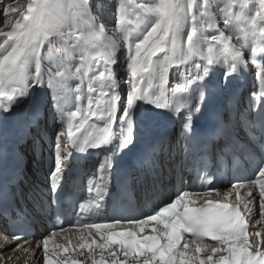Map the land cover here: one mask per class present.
Wrapping results in <instances>:
<instances>
[{
	"label": "snow or ice",
	"instance_id": "6c2138e0",
	"mask_svg": "<svg viewBox=\"0 0 264 264\" xmlns=\"http://www.w3.org/2000/svg\"><path fill=\"white\" fill-rule=\"evenodd\" d=\"M107 7H111L110 18L114 20L111 35L103 23H98ZM97 11L98 16L92 15L89 0H28L26 7L8 4L0 8L3 23L11 26L10 31L0 29V115H11L16 108L31 105L28 125L40 123V93L46 91L42 67L46 56L42 50L47 46L48 59L53 53L59 54L57 71L47 72L57 153L51 176L62 181L73 152L111 149L112 160L101 165L99 176L89 181V191L93 185L96 188L94 202L80 205L82 213L100 222L80 225L87 237L82 234L77 247L88 250L92 264H109L103 254L95 258L93 246L106 250L111 264H264V233L250 232L248 223L255 218L257 205L264 217V0H105L97 5ZM218 16L223 28L218 26ZM210 31L216 34L209 35ZM245 49L250 50V61ZM125 52L126 78L118 81L113 68L119 63L118 54ZM74 53H79V63L73 70ZM249 62L259 68V105L249 107L235 121L217 118L210 134L197 137L195 117L203 112L210 97L208 81L213 73L221 71L227 83ZM192 66L195 74L169 93L170 70ZM71 80L78 81L74 89ZM177 92L182 94L179 99ZM73 101L75 110L66 113L65 106ZM159 110L179 118L184 158L191 157L189 162L204 171L203 179L210 186L202 193L203 204L190 206L195 204L190 199L192 194L181 191L142 218L99 216L106 211L105 198L113 191L118 201L113 212L122 210L127 198L126 178L118 180L119 187L109 188L117 168L115 157L135 149L141 136H145L147 147L138 155V164L151 159L157 144L163 145L162 135L153 137L141 131L143 125L152 133ZM245 127L252 134L248 143L239 136ZM255 141L259 143L255 178L233 183L221 199H212L213 193H220L212 186L214 173L205 159L209 145L215 157L223 161L230 156H253ZM153 179H158L155 164ZM240 189L246 190V196L240 195ZM233 190L236 203L226 202ZM55 194L59 196L58 191ZM149 225L151 233L143 234ZM12 236L16 241L24 238L23 233L13 232ZM204 238L215 241V245L201 243ZM4 239L7 243V237ZM50 239L44 236L37 245L43 252V264H69L50 256ZM21 248L17 242L14 250ZM201 252L207 254L201 257ZM70 264L83 262L71 260Z\"/></svg>",
	"mask_w": 264,
	"mask_h": 264
},
{
	"label": "bare ground",
	"instance_id": "6f19581e",
	"mask_svg": "<svg viewBox=\"0 0 264 264\" xmlns=\"http://www.w3.org/2000/svg\"><path fill=\"white\" fill-rule=\"evenodd\" d=\"M218 23L220 24L219 26L223 28V21H218ZM232 42L236 43L235 38ZM245 54L246 59L250 61V50L245 49ZM253 66L254 65L249 62L246 68L234 75V83L236 82V86L242 92V95L245 96L248 94L250 95L251 92L249 86L251 85V79L254 73V69L252 70ZM113 70L114 72H116L115 68H113ZM195 71L196 69L194 66L187 69L170 70L169 84L166 86L169 93H171L173 89H176L181 84H183L187 78L193 76L195 74ZM258 71L259 69L257 70V72ZM223 79L224 77L222 76L221 71L217 70L213 73L211 79L208 82H213L219 90H222L223 88L221 83L223 82ZM72 84H76V82ZM121 87H125V85L121 83ZM51 95L52 91L50 93L44 91V95L42 97L43 103L41 104L40 123L38 125L34 124L35 126L32 129H30V126L28 125L31 105H27L20 110L16 108L11 115H0L1 153L5 157H8L13 153H22L26 158L27 167L21 173L22 176L19 184L20 197L22 199L21 211L30 214L33 223H35L37 227L43 228L45 227L43 221L51 211V208H49L46 203V187L47 189L49 188L48 177L46 176H51L55 164L54 156H50V154H47V157H49L51 161L52 167L46 170L39 164V161H37L38 156H35V154L37 151H40L41 147H43V149L46 148L43 143L53 135L54 125L53 109L50 105ZM178 95H180L179 92L176 93V96ZM239 108L245 109V106L240 102ZM170 114L171 113L167 110H159L158 115L155 116L153 128H156L157 124L158 127H164L166 121L172 117V114ZM45 119L47 120V122H45ZM59 119V115L56 116L57 123H59ZM179 124L180 121H178L175 125V130L172 132L169 139L165 140L162 146L159 145V151L154 154L151 165L153 166V164H155V167H161L163 169L164 172L160 173L161 178L168 177L165 174L168 170L174 171V163L176 162L177 157L175 152L177 151L176 142L180 141V137L182 135L180 129L178 130ZM177 130L179 134H177ZM69 151H71V149H69ZM111 157V151H109L107 153H103L99 158L96 157L95 159L90 161L74 162L72 161V159H70L71 164L74 165L73 168H77V170H80L81 174L78 177L72 169L66 171L63 175L62 181H60V183L62 184V189L64 190V187L68 188L69 193L70 190L74 188H76L79 192L84 191V188H82L81 180L86 176L96 179L99 176V169L97 168V166L99 164L103 165L108 161H111ZM142 171L143 169H134V173L136 174H140ZM146 180L150 181L149 178H147ZM110 186L112 185L110 184L109 187ZM231 189L232 186H228L223 191H219L220 196H217L216 194L212 195V199L222 198L223 194ZM183 191L188 190L185 188ZM246 194V190L240 189V195L242 197L246 196ZM190 199L195 201V205L200 204L203 201L202 196L191 195ZM228 202L236 203L235 190H233V195L228 198ZM254 213L255 218L248 220V223L250 225L249 231L252 233H254L255 231H261L262 233H264V217L260 216L258 205L255 207ZM146 232H151V225L145 228L144 233ZM42 233V231H39V237L36 239L26 238L24 240L16 241L13 239L9 227L5 224L4 220L0 216V264H43V252L38 250L37 248V245L42 243L43 237L40 238V235ZM53 233H55V235H53ZM82 234L87 237L86 230L70 228H62L61 230H55L52 233L49 232L48 234H46L45 236L51 237L48 245L50 256H52V258L57 261L61 258L68 260L69 264L71 260H79L82 261L83 264H92L93 257L88 253V250L79 249L77 247L78 243L82 242L79 240V237ZM5 237H7V243H5ZM97 239H99V237H97ZM252 239L253 237L250 236V241ZM17 242L22 245V248L19 250H14L15 244ZM201 243L215 245L216 242L201 241ZM56 245H61L62 247L58 249L56 248ZM64 247L68 248L67 252L63 251ZM93 248L96 252V259H99L100 255L103 254L105 259L109 262V264H111L112 257L108 255L106 250L96 249L95 246H93ZM25 249H27L28 251H25ZM80 253L83 254L81 255ZM206 254L207 253L205 252H201L199 255L201 257H204ZM72 255H75V257L72 258ZM118 258L121 260L124 259L123 255H120ZM128 259L131 260L132 257H129Z\"/></svg>",
	"mask_w": 264,
	"mask_h": 264
},
{
	"label": "rangeland",
	"instance_id": "374dc122",
	"mask_svg": "<svg viewBox=\"0 0 264 264\" xmlns=\"http://www.w3.org/2000/svg\"><path fill=\"white\" fill-rule=\"evenodd\" d=\"M27 2H28V0H0V8L5 7L8 4H10L12 7H16L17 5H23V6L26 7ZM136 2L137 3H143V2H146V0H136ZM233 2L234 3H242V2H244V0H233ZM89 3L91 5L92 15L98 16L99 13L97 11V5L98 4L105 3V0H89ZM236 10H238V8ZM111 11H112L111 7H107L106 10L103 13V16L101 17V19L98 20V23H103L104 24L105 30L108 32L109 35L112 34V29L114 28V20L112 18H110ZM3 19H4L3 13L0 12V29H2L3 31H10L11 30V26L8 25V24L3 23ZM12 19L14 21L15 20V17H13ZM217 19H218V21H221L222 20V18L219 17V16H218ZM219 25L220 24L218 23V26ZM220 28H222V27H220ZM211 34H215V32L214 31H210L209 32V35H211ZM42 53L45 54V56H46V59L42 62V67L45 70V89H46V92L50 93L52 90L51 89H48V76H47V72H48V69H51L52 72L57 71V68H56L55 64L59 60V54L53 53V58L51 60L48 59L47 58V46H45V48L42 50ZM74 57L75 58H74L73 63H72L73 70L75 69V67L79 63V53H74ZM118 58H119V63H118V65L114 66V68L116 69L117 79L119 81H123L126 78V71H125L126 70V52H125L124 55H119L118 54ZM256 68H257L256 66H253V68H252V70L254 69L253 70L254 73L252 75V77H254V78H256V74H257ZM74 82H76V84L78 83V81H75V80L69 81V84H70V86L73 89L76 87V84H72ZM40 95H41V97H43L44 92H41ZM65 108H66V113H67V111H74L75 110V102L73 101V103H71L69 105H66ZM17 109L20 110L22 108H17ZM56 116H58V114ZM45 122H47L46 119H45ZM34 126H35L34 123L31 124L30 125V129H32ZM174 130H175V128H174ZM43 144L45 145L46 148L43 149V147H41L42 149L40 148V151H37V152H39V154H37V152H36L35 156H38V160L37 159L36 160L39 161V164L44 167L45 157H46L45 156L46 154H44V153H45V151H47L51 155V146L54 145V136L52 135V137H50ZM35 149H37V148H35ZM32 153H33V150H32ZM54 164H56V163L54 162ZM26 167H27V165H26ZM51 167H52V165H51ZM44 168H46V167H44ZM54 169H55V166H54ZM48 181H49V179H48ZM43 224H45V220L43 221ZM59 230H61V229H59ZM39 231L40 232L41 231L43 232L40 235V238L44 237L46 234L49 233V230L46 229V227L45 228L40 227V230H38V232ZM38 237H39V235L37 236V238ZM71 257L74 258L75 255H72Z\"/></svg>",
	"mask_w": 264,
	"mask_h": 264
}]
</instances>
